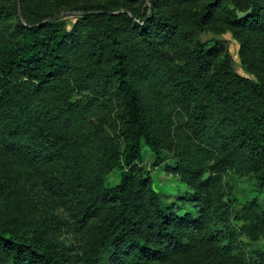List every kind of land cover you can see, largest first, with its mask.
<instances>
[{
    "label": "trees",
    "instance_id": "16d2710c",
    "mask_svg": "<svg viewBox=\"0 0 264 264\" xmlns=\"http://www.w3.org/2000/svg\"><path fill=\"white\" fill-rule=\"evenodd\" d=\"M238 223L264 232V0H0V264H264Z\"/></svg>",
    "mask_w": 264,
    "mask_h": 264
},
{
    "label": "rangeland",
    "instance_id": "374dc122",
    "mask_svg": "<svg viewBox=\"0 0 264 264\" xmlns=\"http://www.w3.org/2000/svg\"><path fill=\"white\" fill-rule=\"evenodd\" d=\"M148 1V0H147ZM20 10V8H19ZM21 11V10H20ZM68 15V12H64ZM202 39L207 38H216L221 39L229 53L231 54L233 66L237 72L242 75H246L249 77H254V75L248 71V69L244 66L240 59L239 55V44L236 39L231 35L229 31H205L201 34ZM166 153V162L169 164H174V159L169 157L170 152ZM142 158L143 163L148 165L153 158L150 150L145 146L142 149ZM165 165V166H164ZM151 176L153 180V187L159 191L163 195H167L170 199L175 198L179 192H182L188 189V186L181 180L178 173L173 172L170 169H167L166 164H161L154 168H151ZM118 179V171H114L108 179L109 184H113ZM223 187L225 188L226 198L231 205L235 203H242L246 199L253 197L256 193V187L254 184V178L252 175H244V176H233L225 180ZM43 198H45L44 193L41 194ZM30 197V193H29ZM39 199V197H38ZM186 208H191L190 203H187ZM55 214L58 216H64V213L61 212L60 209L50 208ZM237 232L240 235V239L245 243L244 250L246 252V256H254L257 252L264 253V232L260 236L258 240H252L247 234L243 232L237 225ZM59 241H61L65 246L75 247L77 245V239L72 236L69 232L66 231V227L63 228L62 232H59L57 235ZM150 264H161L159 262H151Z\"/></svg>",
    "mask_w": 264,
    "mask_h": 264
},
{
    "label": "water",
    "instance_id": "95a60500",
    "mask_svg": "<svg viewBox=\"0 0 264 264\" xmlns=\"http://www.w3.org/2000/svg\"><path fill=\"white\" fill-rule=\"evenodd\" d=\"M63 14H66V13H61V14H59V15H63ZM19 15L21 16V12H20V10H19Z\"/></svg>",
    "mask_w": 264,
    "mask_h": 264
}]
</instances>
